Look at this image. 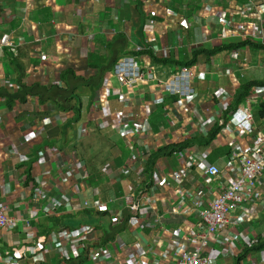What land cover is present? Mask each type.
<instances>
[{
    "label": "crops",
    "instance_id": "1",
    "mask_svg": "<svg viewBox=\"0 0 264 264\" xmlns=\"http://www.w3.org/2000/svg\"><path fill=\"white\" fill-rule=\"evenodd\" d=\"M232 18L243 24L244 32L264 34V0H0V42L9 36L15 41L16 56L25 67L27 82L60 84V72L67 67L90 76L94 70L88 64L96 63L91 56L99 57L105 52V40L118 34L129 39L128 50L150 47L157 56L173 60L171 64L155 63L145 54L156 81L139 84L135 90L137 100L130 102L131 117L142 118L145 124L146 133L137 138L118 132L115 120L123 119L125 104L114 97L108 103L114 115L113 127L102 125L101 109H94V103L85 96L80 121L65 128L72 114H62L55 105H42L33 97L9 109L6 98L0 95V203L5 202L7 214L18 221L0 237V264H9L6 254L18 246L22 248L42 237L52 241L64 230L75 234L82 230L84 235L77 244L63 243L57 249L53 243L48 244L46 250L19 264H58L61 259L86 253L89 255L84 264H128L131 258L139 257L147 264L173 263L171 241L177 232L195 229L198 223L195 213L185 220V215L168 212L179 204L178 187L186 185L197 190L196 196L203 197L207 207L214 184L203 177L202 169L217 165L228 172L229 178L233 145L240 142L244 148L253 147L255 137L264 136V116H255L262 108V97L251 104L254 134H245L229 123L213 122L217 110H225L224 93L233 99L242 84L264 80V48L248 45L199 57L191 66L194 92L185 98L186 102L162 91L161 82L187 67L177 61L189 60L195 50L211 51L245 41L258 43L235 36L229 27ZM41 53L47 55V60H41ZM10 54L8 47L0 46V88L7 90L17 86ZM131 56L142 60L144 55ZM112 80L115 87L121 88L116 78ZM258 89L263 96L264 87ZM103 92H99L96 103ZM177 101L182 104L175 108ZM222 123L217 137L207 144L210 131ZM85 137L99 138V142L85 151ZM188 139L198 140L184 159L179 152L162 156L152 172L139 173L142 162L133 160L135 151L138 156L144 152L149 157L160 148ZM130 167L131 173L126 174L125 168ZM183 171L188 172L187 179L176 180L175 175L181 176ZM164 182L172 184L170 189L163 187ZM142 187L157 204L156 212L146 217V221L161 217L162 222L155 228L141 227L135 221V226L127 222L119 231L122 224H115L110 213L85 206L86 202H110L111 208H123L125 212L132 194L142 192ZM37 190L42 192L40 199L34 198ZM55 201L59 203L57 211L45 214L42 206ZM33 209L39 210L35 218L31 217ZM28 221L31 228L27 227ZM249 224L253 232L245 240L246 247L257 234L264 233V212ZM244 229L231 228L240 233ZM213 240L211 253L217 264L220 259L223 264H240L237 256L223 252V242ZM95 249L108 250V259L113 260L106 261L108 256L91 257ZM245 257L264 264L261 252Z\"/></svg>",
    "mask_w": 264,
    "mask_h": 264
},
{
    "label": "built area",
    "instance_id": "2",
    "mask_svg": "<svg viewBox=\"0 0 264 264\" xmlns=\"http://www.w3.org/2000/svg\"><path fill=\"white\" fill-rule=\"evenodd\" d=\"M184 23L187 25L186 22ZM229 27L235 36L244 37L246 39L251 38L258 43H264L262 41L264 40L263 33L257 31L253 33L244 32L243 24L237 23L235 18L231 19ZM0 46L3 48L8 47L11 53L15 55L17 53V44L11 36H9L6 41L0 42ZM136 50H142V48L138 46ZM40 58L42 61L47 60V55L41 53ZM148 58L147 55H144L142 60H138L136 57L132 56L122 57L116 63L111 75L106 77L105 84L102 88L104 92L103 94L100 93L97 100V109L99 107L103 114V126H114V121H111L113 114L109 111L108 104L109 98L114 97L125 104V109L123 108V119L120 118L115 120L117 122L118 132L122 135H126L125 132H127V134L129 133V135L135 138L140 137L142 133L143 135L146 133L144 130V120L142 118L134 120L129 113L131 111L129 108L131 107L130 102L133 98L137 100L135 90L139 87V84L156 81L153 69L149 68ZM191 69L192 67H184L171 76L169 80L161 82L162 91L168 95H180L182 100L186 102L185 98L191 96L194 92L191 80L195 75ZM113 77L116 78L121 88L114 86ZM258 88L260 87H254L246 102L235 109H229L232 104L231 100L233 101V99L231 95L224 93L222 99L226 100L225 110L218 109L213 117V122H223L225 112L229 111L228 123L233 128L240 129L248 135L254 134L256 128L254 126V115L251 111V104L260 100V97H262V102H264V95H260ZM181 104V101L175 102V108H178ZM246 104L247 106H244ZM255 138L256 142L253 147L244 148L240 142L233 145L229 178L227 176L228 172H224L217 165H207L202 169L203 177L208 182L214 184L212 187L213 198L207 207H205L204 198L196 196L197 190L189 188L186 185L178 187L177 196L179 204L173 205L168 212L174 216L185 215V220H187L190 214L195 213L198 223L195 229L177 232L176 236L171 241L173 247V263L168 261L166 264H217V259L214 258L211 253L215 242L213 239L223 242L226 248H228L227 250L225 248L223 252L226 253L227 251V254H231L233 257L239 256L244 252L246 249L245 240L249 235H252L253 232V228L249 226V223L258 219L264 212V136L259 134ZM134 147L135 146H132V148ZM134 150L136 149L134 148ZM191 152L192 150L190 148L179 151L183 159ZM147 158L144 152L138 156L135 151L133 155L134 161L137 162L141 160L142 162L139 169L140 174H143L145 171ZM131 171V167L130 169L125 168L126 174H130ZM187 177L188 172L186 171H183L181 176L175 175V179L180 181L187 179ZM171 185V183H163V187L166 189H170ZM143 189V187L140 189L142 192L139 194H132L130 205L126 204L127 209L129 208L131 212L128 223L130 224L131 222V224L135 226L137 224L136 222H138L140 226L142 224L141 227L155 228L162 220L159 215H156L153 221H146V217L151 211L156 212L157 204L153 198L145 194ZM37 191L35 198L39 199L42 192L40 190ZM71 200H69V202H71ZM85 206L93 208L97 212L110 213L115 224L120 225L124 221V209H113L110 206V202L102 201L97 202L95 205H89V203L86 202ZM58 207L59 203L55 201L43 205L42 209L45 214L51 215L57 211ZM182 211L183 213H181ZM38 213V210H33L31 217L34 218L38 216ZM139 217L141 218L139 219ZM17 222V218L7 214V205L5 202L1 201L0 237L5 232L13 229ZM29 223L28 221L27 227H30ZM185 223H187V221H184V225ZM243 226H245L246 229L241 233L231 230V228ZM80 235H84L82 230H79V234H75L70 230H64L60 237L52 241H49L46 237H42L31 244H25L26 246L22 248L18 246L14 249L13 253L8 252L6 254V261H8L9 264L25 263L30 257L37 256L41 250H46L48 244L53 243V247L56 249L63 243L68 245L77 244L83 238V236ZM253 241L254 240H252V242ZM102 256H108L106 261L113 260L112 258L108 259L111 255L106 249H95L91 255V257L95 259ZM261 258V263H264V250L261 252ZM128 264L147 263L142 261L139 257L131 258ZM240 264L260 263L245 257V259L240 261Z\"/></svg>",
    "mask_w": 264,
    "mask_h": 264
},
{
    "label": "trees",
    "instance_id": "3",
    "mask_svg": "<svg viewBox=\"0 0 264 264\" xmlns=\"http://www.w3.org/2000/svg\"><path fill=\"white\" fill-rule=\"evenodd\" d=\"M129 39L124 34H118L114 36L111 40H105V52H103L99 57L94 58L91 56L90 60L96 62L95 64H88L89 67L93 68L94 73L90 76H82L77 74L74 68L67 67L60 72V84L46 85L39 81L27 82L25 67L19 60V57L14 53L10 54L11 66L15 69L17 73L16 83L17 86L13 90H7L0 88V95L6 98V104L9 109H12L14 105L26 104L30 99L35 97L40 104H52L55 105L62 114L69 116L72 114L71 118L65 122L64 127L69 128L74 123L79 122L82 117V109L84 106L83 97L87 96L91 103L95 102L99 92H101L106 75L112 72L114 66L118 60L125 55H145L147 54L152 58L155 63L161 64H171L173 60L159 57L150 47H145L140 51L128 50ZM251 41H245L239 44H224L213 48V50H195L193 55L189 60H184L182 62L177 61L179 65L191 67L196 62H198L199 57L207 56L211 57L217 54L219 51L233 50L237 48H244L248 45H257L260 48H264V43H254L250 44ZM142 44V43H141ZM256 86L264 87V80H254L249 81L239 87L236 94L234 95L232 104L229 109H235L238 106L246 102L252 89ZM261 109H258V115L260 118L264 116V102L261 103ZM260 113V114H259ZM229 119V111H226L223 123H226ZM225 121V122H224ZM222 124H215V127L210 131L208 137L206 138V143L208 144L212 141L217 134L222 129ZM202 139H204L202 137ZM198 139H188L181 143L169 144L157 151L152 152L146 160L145 173L152 172L155 168L156 161L166 155H172L175 152L183 151L186 148L191 147L195 141ZM131 216L130 210L125 211V218L119 231L123 229ZM57 220V219H56ZM60 220H57L59 223ZM47 236V234H45ZM264 250V233H259L255 237L254 241L246 247L244 252L237 256V260L241 261L245 259L252 253H259ZM86 253L83 256L74 259L64 260L61 259L58 264H84L87 260Z\"/></svg>",
    "mask_w": 264,
    "mask_h": 264
},
{
    "label": "rangeland",
    "instance_id": "4",
    "mask_svg": "<svg viewBox=\"0 0 264 264\" xmlns=\"http://www.w3.org/2000/svg\"><path fill=\"white\" fill-rule=\"evenodd\" d=\"M264 76V75H263ZM93 106H94V109L96 108L97 109V103L96 101L93 102ZM84 141V149L85 151L88 150V146L89 145H95L99 142V138H94V137H85V139L83 140ZM219 264H223L224 263V260L223 259H220L218 261Z\"/></svg>",
    "mask_w": 264,
    "mask_h": 264
},
{
    "label": "clouds",
    "instance_id": "5",
    "mask_svg": "<svg viewBox=\"0 0 264 264\" xmlns=\"http://www.w3.org/2000/svg\"><path fill=\"white\" fill-rule=\"evenodd\" d=\"M137 51H140V50H137ZM125 56H131V55H125ZM125 56H123V57H125ZM133 57V56H132ZM122 58V57H121ZM120 58V59H121ZM119 61V60H118ZM115 67V66H114ZM113 71V70H112ZM112 73V72H111ZM177 73V72H176ZM175 96V95H174ZM177 96H180V95H177ZM244 104V103H243ZM241 106V105H240ZM239 107V106H238ZM226 113V112H225ZM224 117H225V114H224ZM228 121H229V119L227 120V122H226V124L228 123ZM225 122V121H224ZM34 198H35V194H34ZM40 199V198H39ZM2 201V200H1ZM7 205V204H6ZM33 210H35V209H33ZM32 210V211H33ZM38 210V209H37ZM43 210V209H42ZM39 211V210H38ZM39 214V213H38ZM37 217V216H36ZM35 218V217H34ZM28 228H31V225H30V227H28ZM27 262V261H26Z\"/></svg>",
    "mask_w": 264,
    "mask_h": 264
}]
</instances>
